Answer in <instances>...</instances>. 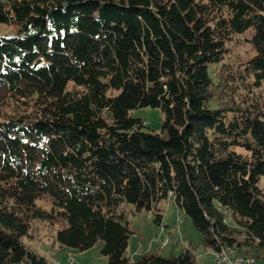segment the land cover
Masks as SVG:
<instances>
[{
	"label": "trees",
	"instance_id": "obj_1",
	"mask_svg": "<svg viewBox=\"0 0 264 264\" xmlns=\"http://www.w3.org/2000/svg\"><path fill=\"white\" fill-rule=\"evenodd\" d=\"M0 23V264H49L35 220L126 264L129 215L168 197L205 247L264 258V0H0Z\"/></svg>",
	"mask_w": 264,
	"mask_h": 264
},
{
	"label": "rangeland",
	"instance_id": "obj_2",
	"mask_svg": "<svg viewBox=\"0 0 264 264\" xmlns=\"http://www.w3.org/2000/svg\"><path fill=\"white\" fill-rule=\"evenodd\" d=\"M16 27L0 23V33H14ZM235 49L243 46L234 44ZM11 103L0 107V112L13 110ZM132 114L141 117L146 128L161 131L164 112L158 106H142L132 109ZM259 184L264 187V176ZM47 208V201L39 200ZM130 205H126L128 207ZM162 223L154 221V212L142 210L137 214L129 215V226L133 231L130 235L126 256V264H135L138 257L144 252H157L163 255L179 254L185 247H189L195 254V264H216L213 260L215 251L205 247L203 235L195 227L192 218L179 208L172 197L164 199L161 204ZM132 207V205H131ZM58 224L51 225L45 221L35 220L23 241L33 250L44 255L49 264H109L107 256L102 252L104 241L99 239L92 247L80 250L72 246H61L55 237ZM236 253L235 248H233ZM264 255V251H262ZM251 256V255H248ZM255 264H264V258H259Z\"/></svg>",
	"mask_w": 264,
	"mask_h": 264
},
{
	"label": "built area",
	"instance_id": "obj_3",
	"mask_svg": "<svg viewBox=\"0 0 264 264\" xmlns=\"http://www.w3.org/2000/svg\"><path fill=\"white\" fill-rule=\"evenodd\" d=\"M213 260L216 264H255L252 261H245L242 255H225L222 250L219 254H214Z\"/></svg>",
	"mask_w": 264,
	"mask_h": 264
},
{
	"label": "bare ground",
	"instance_id": "obj_4",
	"mask_svg": "<svg viewBox=\"0 0 264 264\" xmlns=\"http://www.w3.org/2000/svg\"><path fill=\"white\" fill-rule=\"evenodd\" d=\"M220 250H222L223 254L225 255H242L245 257V261H252L253 263H256V259L254 256H248L246 254H240V253H236L235 250H233V248L231 247H221L218 250H215L214 254H219Z\"/></svg>",
	"mask_w": 264,
	"mask_h": 264
}]
</instances>
